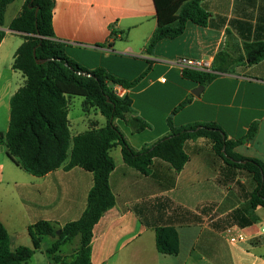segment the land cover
Instances as JSON below:
<instances>
[{"label":"crops","instance_id":"crops-1","mask_svg":"<svg viewBox=\"0 0 264 264\" xmlns=\"http://www.w3.org/2000/svg\"><path fill=\"white\" fill-rule=\"evenodd\" d=\"M25 1L10 22H6L8 6L5 26L0 28L7 35L0 51L13 35L20 37L14 54L24 43L23 35L9 26ZM54 2L52 40L64 45L67 56L82 68L104 70L126 84V88L109 86L131 101L132 113L115 124L133 149L151 147L173 129L215 125L228 141L241 142L235 153L264 163V60L216 74L207 85L186 74L200 71L173 65L181 58L213 64L223 50L238 55L244 43L264 40V0H203V8L211 14L206 26L189 22L181 36L164 39L152 50L148 47L158 27L154 0ZM14 60L15 55L8 72L21 78L20 85L0 70V106L7 113L0 134L9 129L10 100L26 81L13 70ZM204 73L214 74L213 70ZM83 110L88 116L84 102ZM131 119L147 127L137 131L127 122ZM253 125L257 131L249 138ZM103 126L90 122L89 130ZM185 152L189 161L181 172L155 159L149 174L143 175L124 162L121 146L111 149L115 169L110 186L116 206L94 228L91 264H264V208L251 207L257 189L252 175L217 156L207 138L188 141ZM28 180L15 184L18 194H3L4 167L0 165V222L13 251L33 247L29 228L40 221L61 229L79 220L94 184L93 174L79 167L70 171L62 167L44 177L30 175ZM169 202L180 210L175 211ZM157 227L175 229L177 254L157 250ZM49 238L52 246L55 239ZM79 246L66 253L63 246L57 255L70 256ZM49 262L53 264L50 256Z\"/></svg>","mask_w":264,"mask_h":264},{"label":"trees","instance_id":"trees-1","mask_svg":"<svg viewBox=\"0 0 264 264\" xmlns=\"http://www.w3.org/2000/svg\"><path fill=\"white\" fill-rule=\"evenodd\" d=\"M14 1L0 0V28L5 26L7 8ZM154 2L158 27L149 50L164 39L181 36L189 22L206 26L211 18V14L202 6L203 0ZM54 5V0H26L21 13L9 26L11 31L21 33L25 40L15 54L12 68L21 72L26 81L10 100L9 129L5 134H0V146H5L8 157L32 176L44 177L62 167L66 171L79 167L93 174L94 184L88 195L87 208L79 220L67 223L61 229L46 221L29 228L32 248L19 247L13 251L10 236L0 222V264H27L41 249L45 237L55 239L47 250L53 263L91 264L94 228L116 206V197L110 186L115 161L110 151L117 145L122 147L124 162L143 175L149 174L155 159L169 163L179 173L189 161L185 144L190 140L207 138L217 156L252 175L257 189L251 196V207L264 208V163L235 153V148L241 142L228 141L223 131L215 125L173 129L169 136L151 147L141 151L133 149L115 124L116 121L126 120V116L132 113L131 101L120 98L109 86L113 83L126 88V84L104 70L91 72L82 68L67 56L64 45L52 40ZM6 35L0 31V44ZM37 60L46 62L39 63ZM263 60L264 40H260L244 43L242 53L238 55L227 50L218 53L212 64L214 74H186L207 85L216 74L232 73L241 64L255 65ZM77 72L90 73L92 77L78 75ZM72 97L84 98V108L88 105L96 108L106 118V125L72 136L68 118V99ZM127 122L137 131L147 127L140 120ZM256 131L257 126L253 125L248 137L251 138ZM242 161L246 163L240 164ZM169 203L175 211L180 210L174 203ZM155 233L157 250L161 254L178 253V237L173 227H157ZM77 237L81 242L74 254L57 255L63 246Z\"/></svg>","mask_w":264,"mask_h":264},{"label":"rangeland","instance_id":"rangeland-1","mask_svg":"<svg viewBox=\"0 0 264 264\" xmlns=\"http://www.w3.org/2000/svg\"><path fill=\"white\" fill-rule=\"evenodd\" d=\"M22 0H15V2L9 6V10L6 15V22H10L16 14V11L20 8ZM20 37L13 35L4 45V47L0 51V70L4 69V75L6 79H10L14 85H20L21 78L18 76H11L8 72V68L10 67L11 59L15 55L14 53V44ZM2 73V72H1ZM83 102L84 98L82 97H72L69 100V119L71 122V134L72 136H76L78 134L84 133L89 130L90 122H97L99 125L103 126L106 123V118L102 116L100 113L91 112V105L86 106L85 111L88 112V116L85 114L83 110ZM97 113V114H96ZM7 119V113L5 114V109L0 106V129L5 127V123ZM0 165L4 167V183L5 187H3V194H18L19 189L15 186V184H24L28 183V178L30 175L19 168L16 163H14L6 154V149H2V153L0 154ZM28 237H26L27 240ZM30 245V239L27 240ZM12 243V242H11ZM14 239L13 243L14 244ZM80 243V239L76 238L73 241L69 242L68 245L62 248L63 252H69L73 247L78 246ZM51 247V239L49 237H45L43 239L42 247L40 250L36 252V256L28 262L27 264H50L49 256L46 253V250ZM31 248V247H30ZM54 264V263H53Z\"/></svg>","mask_w":264,"mask_h":264},{"label":"built area","instance_id":"built-area-1","mask_svg":"<svg viewBox=\"0 0 264 264\" xmlns=\"http://www.w3.org/2000/svg\"><path fill=\"white\" fill-rule=\"evenodd\" d=\"M173 65L179 67L181 70H194L200 72H211L212 71V62L209 60H193L187 58H181L173 62ZM165 82V79H163ZM114 93L116 95L119 93V89L115 88ZM261 234L264 236V227L261 229Z\"/></svg>","mask_w":264,"mask_h":264},{"label":"water","instance_id":"water-1","mask_svg":"<svg viewBox=\"0 0 264 264\" xmlns=\"http://www.w3.org/2000/svg\"><path fill=\"white\" fill-rule=\"evenodd\" d=\"M38 12V11H37ZM37 12H36V15H37ZM34 57L36 58V50H34ZM37 62L39 63H45L46 61H40V60H37ZM78 75H82V76H85V77H92V75L90 73H85V72H77ZM203 88V87H202ZM240 164H245L246 162H239ZM57 234L59 235L60 232L58 231Z\"/></svg>","mask_w":264,"mask_h":264}]
</instances>
